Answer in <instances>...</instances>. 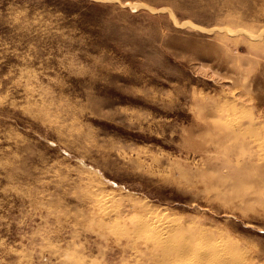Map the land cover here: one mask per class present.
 I'll use <instances>...</instances> for the list:
<instances>
[{
    "label": "rangeland",
    "instance_id": "1",
    "mask_svg": "<svg viewBox=\"0 0 264 264\" xmlns=\"http://www.w3.org/2000/svg\"><path fill=\"white\" fill-rule=\"evenodd\" d=\"M167 224L264 264V0H0V264H185Z\"/></svg>",
    "mask_w": 264,
    "mask_h": 264
},
{
    "label": "bare ground",
    "instance_id": "2",
    "mask_svg": "<svg viewBox=\"0 0 264 264\" xmlns=\"http://www.w3.org/2000/svg\"><path fill=\"white\" fill-rule=\"evenodd\" d=\"M116 226H118V224ZM144 227H147V226H144ZM148 230L151 232L150 239L152 240V242H154L153 244H154V249L156 250L155 252L159 254L162 260H165L168 256L170 257V259L174 261H181L185 264H198V263H202L205 260L208 261L209 259L212 262L215 261L216 262L215 264H235L238 261L237 259L238 257L234 258V256L230 255V252L232 251L230 252L225 251L222 247L223 245L219 248V250L217 249V247L216 248L214 247V243H212L213 245L212 244L208 245L206 238H204L202 234L195 240L189 239V240L180 241L176 245L174 244L168 245L167 244L168 242H165V241L169 237L175 235L176 233H180L182 231L180 230L179 227H177L174 224H169V225L167 224L166 226L162 228H156V227H153L152 225H149Z\"/></svg>",
    "mask_w": 264,
    "mask_h": 264
}]
</instances>
